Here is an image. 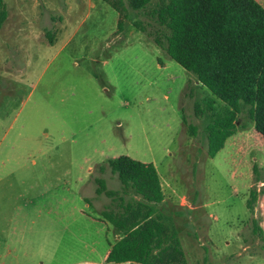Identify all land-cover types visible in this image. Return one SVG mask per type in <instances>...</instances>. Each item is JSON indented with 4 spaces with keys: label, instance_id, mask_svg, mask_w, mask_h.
<instances>
[{
    "label": "rangeland",
    "instance_id": "374dc122",
    "mask_svg": "<svg viewBox=\"0 0 264 264\" xmlns=\"http://www.w3.org/2000/svg\"><path fill=\"white\" fill-rule=\"evenodd\" d=\"M4 4L8 17L0 30V141L15 117L19 122L0 150V160L11 161L0 164V205L40 207L49 201L64 208L67 221L69 211L101 216L116 203L96 194L95 178L101 175L96 168L107 159L128 156L155 165L167 177L165 212L174 218L188 264H264V241L247 227L252 170L243 155L230 159L226 150L208 158V117L194 112L197 101L224 104L134 27L131 34L114 37L119 14L103 0ZM184 118L198 127V137L185 132ZM22 123L30 125L33 137L21 145L16 135ZM256 136L251 131L237 137L246 145L250 166L257 158L264 168ZM188 153L198 162L196 178ZM100 177L109 190H121L109 168ZM8 188L15 192L9 203L2 196ZM46 191L55 196L43 198ZM194 193L197 206L191 202ZM261 201L256 217L264 228V197ZM33 218L32 240L52 244L61 231L66 262L79 247V259L90 257L84 245L71 240L81 220L70 231L48 232L39 228L38 213ZM110 228L108 238L114 241Z\"/></svg>",
    "mask_w": 264,
    "mask_h": 264
},
{
    "label": "trees",
    "instance_id": "16d2710c",
    "mask_svg": "<svg viewBox=\"0 0 264 264\" xmlns=\"http://www.w3.org/2000/svg\"><path fill=\"white\" fill-rule=\"evenodd\" d=\"M103 1L119 14L114 37L131 34L134 27L224 104L217 107L214 99L194 104L196 116L208 117V158H215L236 133L254 128L264 138V8L256 0ZM7 17L0 0V30ZM183 125L190 137H198V127L185 118ZM191 157L186 156L196 178L198 162ZM108 168L117 175L121 190H109L100 177ZM96 170L101 173L95 178L96 194L116 203L101 213L119 238L110 244L105 264H188L174 218L165 212L169 205L155 166L120 156L107 159ZM252 173L247 227L264 241L262 220L256 217L264 197V168L257 158L252 159ZM259 184L263 186L258 188ZM196 194L191 200L194 206Z\"/></svg>",
    "mask_w": 264,
    "mask_h": 264
},
{
    "label": "crops",
    "instance_id": "0c3cea01",
    "mask_svg": "<svg viewBox=\"0 0 264 264\" xmlns=\"http://www.w3.org/2000/svg\"><path fill=\"white\" fill-rule=\"evenodd\" d=\"M256 1L264 8V0ZM18 117L14 118V123L9 127V131H11L14 124H18ZM9 131L5 132V135L0 141V150L3 148V142L7 140V132ZM251 131L255 132L257 135L256 138L258 139L257 142L259 145L257 147L260 149L258 151H263L262 153H264V138L252 128L249 129V131L239 132L229 137L225 142L224 148L221 150H226L228 152V158L234 160L243 155L242 158L245 159V163L249 172H251L252 167L247 160V154H245L246 145L239 144L240 141L238 140H240V138L237 136L242 135L245 137L247 132ZM32 137L30 125H27L26 123L19 124L16 141H20L21 145L25 142L30 143ZM10 162V159L0 160V164L3 165H6ZM158 175L160 178L163 195L166 200L164 185L167 177L164 175L162 177L159 172ZM251 187L252 185H250V189ZM14 193L15 192L11 190V188H8L5 190V192H3L2 196H7L9 198V203L11 202V198L14 197ZM52 193L53 196H55L54 191H46L44 194H42V197L49 199L52 196L50 195ZM63 209L64 208L60 207L59 204L54 205L49 201L40 207H35L32 205H0V264H105L111 250L110 244L119 239L116 235L114 236V241H110L108 238V232H110L109 223L103 220L99 215L93 217L83 213L81 210L77 211V214L69 211V216L67 217H69L70 221H67L66 219L68 218H66L65 211ZM34 213H38V218L41 220L39 223V228L42 230H47L48 232H50L49 230H53L55 228H60V230L64 231H70V226L78 225L77 222L81 220L80 225L84 229L79 225L77 227L78 234H74V232H72L71 240H77L78 243L84 245V248L89 252L90 257L86 255L85 259H79V253L81 254V247H79V250L75 251L76 254L74 253L73 255L68 256V261L66 262L62 249L63 235L61 231L60 237L55 236L52 238V244L49 242H44L49 244V246L42 243L41 241L39 242L32 240V235L34 234L32 226L35 221H37L33 218ZM82 229L84 231H82Z\"/></svg>",
    "mask_w": 264,
    "mask_h": 264
}]
</instances>
